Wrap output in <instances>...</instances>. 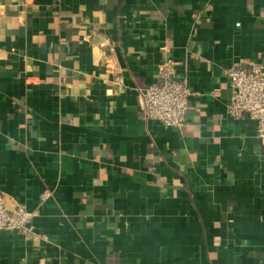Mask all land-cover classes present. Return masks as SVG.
I'll return each instance as SVG.
<instances>
[{"label": "crops", "instance_id": "0c3cea01", "mask_svg": "<svg viewBox=\"0 0 264 264\" xmlns=\"http://www.w3.org/2000/svg\"><path fill=\"white\" fill-rule=\"evenodd\" d=\"M165 46L181 128L138 103ZM261 51L264 0H0V187L38 212L0 264H264V146L224 70Z\"/></svg>", "mask_w": 264, "mask_h": 264}, {"label": "built area", "instance_id": "2783aa9c", "mask_svg": "<svg viewBox=\"0 0 264 264\" xmlns=\"http://www.w3.org/2000/svg\"><path fill=\"white\" fill-rule=\"evenodd\" d=\"M163 49L165 59L159 67L157 81L140 91L138 103L146 124L157 121L168 127L181 128L187 124L190 97L195 91L188 81L178 79L181 69L173 49L166 46ZM224 70L233 91L227 105L228 114L235 118L249 114L255 118L258 138L264 146V52H259L248 67L229 64ZM41 197L43 201L48 200L50 192H43ZM37 216V211L28 210L20 202L13 203L10 209L0 187V241L3 232L10 229L33 231V221Z\"/></svg>", "mask_w": 264, "mask_h": 264}, {"label": "water", "instance_id": "95a60500", "mask_svg": "<svg viewBox=\"0 0 264 264\" xmlns=\"http://www.w3.org/2000/svg\"><path fill=\"white\" fill-rule=\"evenodd\" d=\"M9 208L11 209V206H9Z\"/></svg>", "mask_w": 264, "mask_h": 264}]
</instances>
